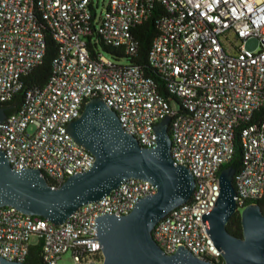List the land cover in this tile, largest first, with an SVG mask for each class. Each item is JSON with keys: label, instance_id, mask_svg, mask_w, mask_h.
<instances>
[{"label": "built area", "instance_id": "built-area-1", "mask_svg": "<svg viewBox=\"0 0 264 264\" xmlns=\"http://www.w3.org/2000/svg\"><path fill=\"white\" fill-rule=\"evenodd\" d=\"M158 6L165 15L147 60L178 107L140 68L89 51L99 36L104 45L134 55L133 28ZM39 23L51 31L57 53L46 85L27 90L22 106L0 123V151L10 167L38 170L51 187L92 168L95 157L67 125L93 98L116 113L141 147H156L154 127L169 117L173 165L184 166L195 187L189 201L154 226L152 237L166 255L184 246L199 259L223 264L204 216L216 203L219 171L234 154L236 132L243 161L233 175L237 211L264 195V0H0V104L45 55ZM155 193L151 183L127 179L59 226L2 207L0 260L24 262L35 237L44 264H59L65 254L70 264H102L96 219L127 215Z\"/></svg>", "mask_w": 264, "mask_h": 264}, {"label": "water", "instance_id": "water-1", "mask_svg": "<svg viewBox=\"0 0 264 264\" xmlns=\"http://www.w3.org/2000/svg\"><path fill=\"white\" fill-rule=\"evenodd\" d=\"M7 117L0 105V123ZM170 118L155 127V148L141 147L124 132L116 113L99 98L88 100L81 115L67 125L73 140L95 161L88 171L68 177L51 187L40 171L13 170L0 151V208L13 207L59 226L82 205L97 202L127 179L147 181L156 193L141 198L127 215L105 214L96 219L102 264H216L202 260L180 246L166 255L152 237L154 226L171 210L191 198L195 182L184 166H174L170 156ZM230 166L219 174V192L210 213L204 216L214 246L222 251L223 264H264V215L257 203L240 211L242 236L228 230L237 211ZM0 264H25L0 260Z\"/></svg>", "mask_w": 264, "mask_h": 264}, {"label": "trees", "instance_id": "trees-1", "mask_svg": "<svg viewBox=\"0 0 264 264\" xmlns=\"http://www.w3.org/2000/svg\"><path fill=\"white\" fill-rule=\"evenodd\" d=\"M165 15L163 7L158 6L155 10L151 11V14L146 21L137 25L133 28V38L137 42V50L134 55H125L119 50L106 46L101 42L100 37H95L91 44H89V51L94 56L99 53H103L111 58L115 63L120 64V61H124L126 65H132L140 68L147 77L153 80V83L157 86L158 92L165 99H167L170 104L174 107L179 106V101L175 96L170 95L163 86V81L157 75V73L151 69L148 64L147 55L150 49L153 39L158 34V20L160 17ZM42 33L44 36V41L46 45L45 55L42 61L31 69L28 73L21 78V89L14 94L9 101L4 104H0L6 109V114L10 115L16 112L23 104L24 94L29 89H38L46 85L48 80L52 77V62L54 61L57 53V44L52 38L51 31L43 24L39 23ZM169 131V130H168ZM234 154L231 160L223 165L219 171L227 167L232 166L235 171H239L243 166V161L241 157V147L239 144V134L236 132L234 137ZM264 215V195L256 202ZM32 218L37 220H42V217L32 216ZM228 230L235 237L242 236V228L240 221V212L236 211L229 219ZM42 243L39 241L30 246L28 256L25 258V264H44L42 261L41 252Z\"/></svg>", "mask_w": 264, "mask_h": 264}, {"label": "rangeland", "instance_id": "rangeland-1", "mask_svg": "<svg viewBox=\"0 0 264 264\" xmlns=\"http://www.w3.org/2000/svg\"><path fill=\"white\" fill-rule=\"evenodd\" d=\"M102 1V0H100ZM102 10V6L100 5V8H99V11ZM107 58H109L107 55H106ZM111 59V58H110ZM120 64H125L124 61H120ZM31 130V129H29ZM31 243L32 244H35L37 243V239L35 237L31 238ZM71 260H70V255L69 254H65L62 256L61 260L59 261V264H70Z\"/></svg>", "mask_w": 264, "mask_h": 264}]
</instances>
